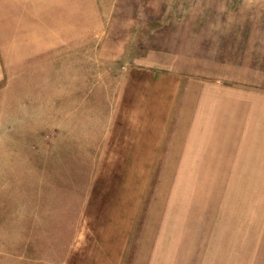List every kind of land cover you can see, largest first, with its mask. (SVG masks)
<instances>
[{
    "label": "rangeland",
    "instance_id": "374dc122",
    "mask_svg": "<svg viewBox=\"0 0 264 264\" xmlns=\"http://www.w3.org/2000/svg\"><path fill=\"white\" fill-rule=\"evenodd\" d=\"M0 264H264V0H0Z\"/></svg>",
    "mask_w": 264,
    "mask_h": 264
},
{
    "label": "crops",
    "instance_id": "0c3cea01",
    "mask_svg": "<svg viewBox=\"0 0 264 264\" xmlns=\"http://www.w3.org/2000/svg\"><path fill=\"white\" fill-rule=\"evenodd\" d=\"M79 245H81V244L79 243Z\"/></svg>",
    "mask_w": 264,
    "mask_h": 264
}]
</instances>
